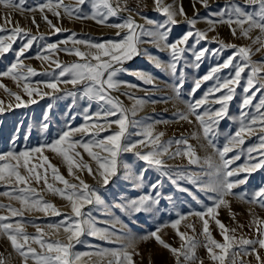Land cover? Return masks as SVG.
<instances>
[{
    "label": "snow or ice",
    "instance_id": "snow-or-ice-1",
    "mask_svg": "<svg viewBox=\"0 0 264 264\" xmlns=\"http://www.w3.org/2000/svg\"><path fill=\"white\" fill-rule=\"evenodd\" d=\"M127 4L128 0H74V3L68 4L64 0H47V2L41 3L36 7L26 8V0H0V5L14 11H39L42 19L47 23L53 34L66 30L53 24L52 20L45 14L46 11L51 12L57 19H60L62 15L77 20L91 19L99 25L117 29L116 36L119 37V39H110L105 42H92L91 40L77 39L76 34L71 33L62 41L47 44L43 52L38 53L36 58L47 62L51 60L50 54L52 52L63 51L66 54L77 56L83 62L62 65L58 60H51V63L55 64V69L51 73H37L31 67L25 66L21 57L33 47L35 42L43 40L44 37L42 35H32L29 30L20 27L18 23L11 29L0 26V32L9 33L6 36H0V56L13 50V44L17 42L18 38L22 37L26 40L15 51V62L6 71L0 72V76H6L20 82L27 81L30 76L48 75L51 77V80L50 82H46L45 86L51 89L53 93L60 91L58 87L60 82L74 86L82 84L83 87L79 93V98L86 99L89 103L96 102L100 104L101 111L96 113V122L89 124L92 118L85 115L86 123L83 126L63 132L58 140L54 141L51 145H46V147H49L52 151L59 153L63 157L68 165L70 175H74L73 168L79 171L86 170L89 176L97 180L98 184L107 186L112 178L119 177V170L122 166L125 171V179L132 180L133 187L135 188L143 187L144 176L148 168H155L161 177H166L172 184L176 185L179 191H188L179 185V181L183 180L197 185L201 191L209 194V198L213 202L212 206H206L205 212H196L194 215L203 221V233L207 238V243L204 246L207 248L209 256L213 261L218 260L223 264L224 260L223 255H217L213 251V247L221 249L224 253H227L234 244L242 246L258 244L261 249H264V227H260L264 225V220H260L259 218L253 220V223L257 225L256 231L258 237L262 238L251 240L242 236L237 238L235 229H229L219 219H215V216L218 215L217 209L221 206L230 207V202L226 197L233 195L247 203L258 204L264 208V187L259 188L250 196L247 193H234L233 189L237 188L240 184L246 183L247 177L244 179H231L238 177L240 172L251 174L258 169L264 168V151L258 153L261 157L258 162L243 168H231L234 160L240 159L239 155L227 158V153L232 151L234 147L243 145L245 143L244 135L253 134L256 131L257 125L259 126V130L264 133V111H262L264 110V96L259 99L257 104H252L256 93L264 92V74H262L264 73V61H252L250 47H238L235 44L224 43L223 41H217L220 44V47L217 49H209L207 47L197 49L201 41L208 39V34L196 28L198 21L203 19L209 25V31H215L218 24H227L233 36H236L237 29H239L240 35L244 38H249V34L254 29H259L261 35L257 36L253 40V43L260 44L261 48H264V39H262L264 37V0H244L245 5L256 6L252 11H246L235 0H229L219 11L210 12L209 15L215 17V19L200 17L199 9L196 7L199 4L201 7L209 9V0H192L193 15L191 17L185 11L182 0L180 2L173 0L172 3L168 4L164 3V0H153L154 10L161 13L164 20L157 23L147 17H143L145 23L151 25V27L138 23L131 15L134 10L128 8ZM85 5L89 6L90 11L85 10ZM125 11L129 12V15L122 22H108L110 18L116 17ZM137 14H139L138 10ZM31 20L39 28L34 16ZM5 21L6 23H11L8 16H5ZM181 22L188 26L187 30L176 39L170 40L173 27L178 26ZM233 24L236 25V28L232 27ZM190 40L193 42L189 43ZM69 43L73 47H67ZM143 44H151L157 51L167 52L169 54L168 61L164 63L158 57L148 53L146 49L142 50L141 45ZM60 45H64L65 47L61 48ZM76 45H84L87 51H81L80 48L75 47ZM224 49H234L235 51L232 55L225 58L223 63L212 67L203 77L197 79L189 93L195 96L197 90L201 88L202 83L210 80L215 81L214 86L209 87L203 97L195 100L194 103L188 106L189 114L195 116L196 121L202 128L204 138L210 145L212 144V137L217 131L220 120L228 113L229 102L234 99V86L239 85L242 74L245 73L246 69H248V74L243 91L244 93L252 92V94L246 95L242 101L241 126L231 138L229 142L231 146L225 145L222 151L217 149L220 164L215 168V179L210 182H204L201 179L202 173L188 172L187 170L174 171L163 159L165 156L168 159L185 156L188 158L189 164L199 163V157L196 155L195 150L183 137L161 142V137L164 136V133L159 132L153 135V126L148 125L142 133H136V135H143L144 139L135 142L131 141L130 134L126 136L129 125L126 114L127 110L122 107L118 98L111 95V91L118 90L121 86L137 88L138 85H130L126 81H119L115 78L120 72L129 73V70L123 67L126 61H130L140 55H147L150 62L157 69L169 71L174 77H177L179 68L177 79L180 82L174 86L176 94L179 95L180 90L184 87V66H181V61L185 59V54L190 53L196 62L194 67L199 68L200 61H202L206 54L219 55ZM256 51H260V48H257ZM45 52L49 54H44ZM92 61H95V63ZM229 68L233 70L234 75L228 77H220L218 75L222 69ZM22 69H26V71H21ZM56 69H59V71L57 72ZM129 74H134L144 84L154 85L155 83L152 75L144 71L138 70L135 73ZM61 78L65 79L62 80ZM2 86L0 85V87ZM254 88L255 91L253 92L252 89ZM22 90L30 98L28 103L33 104L37 103L35 99H31L34 92L37 95H49V93L41 94L38 89L31 88L27 82L23 83ZM216 93H221V95L216 96ZM9 95L14 96L16 101L19 102L16 105L17 107L27 106L19 94L9 93ZM67 95L72 96L74 98L73 103H75L78 93L68 92ZM125 95H128L130 99L133 98L129 93H125ZM209 97H212V99L210 100ZM144 103V100L136 99V105H143ZM211 103L219 104L220 108L214 111L211 108H205L203 112L199 111L202 106ZM0 104H3V102L0 101ZM105 105L111 107H105ZM249 106L255 108L254 115L244 111ZM51 107L52 105H49V108ZM4 110L3 107H0V112ZM132 115H135V108ZM110 117H115V119H109ZM101 118L103 119V123L99 122ZM178 118L188 120V115L179 113ZM188 122L191 123V120H188ZM131 123L136 125L139 122L133 121ZM113 125L118 130L111 131L109 135L99 138L101 132L110 131ZM43 128L47 129L48 124H43ZM74 132L91 134L92 138L87 142L83 140L72 141L71 137ZM259 139L261 141L259 148L264 149V135H261ZM65 144L66 147H62ZM172 145H176L175 151H170ZM181 145L184 147L182 148ZM78 146L82 147L91 160L95 162V170L90 164L84 162L81 154L76 151ZM43 147L45 146L19 152L8 151L0 154V162H2L0 163V181L11 185L14 180L16 185H25V187H13L10 192L0 193V195H7L10 199L19 201L22 206L20 209L2 204H0V208L7 207L11 217L22 218L25 211H39L48 214L49 210L53 215H64L53 204L43 201V198L38 195L36 189L28 186L31 179H35L37 183L43 180L49 192L58 194L70 202L71 215H64V219L60 222L45 226L54 230V233H58L62 229L66 239H45V236L48 234L44 232L41 226L35 225L34 222L31 223L36 227L37 235H30L24 229L23 220L13 223L10 222L9 216L3 215H0V234L6 236L11 242L14 251L22 257L23 264H29V260L33 261V264H75L82 256L90 255L89 253H74L72 251L76 244L83 243L80 239L82 235L87 234L112 242L115 237V231H110L109 228H98L96 225L99 221L92 216L91 210H83L86 205H105V201L101 198L99 190L96 187L90 186L79 176H75V179L79 181L78 184L70 183L59 174L55 166H52L48 162L47 157H43V161L52 169L53 179L64 185L63 189L55 188L53 184L48 183L46 170L44 175L36 171L37 167H43V164L29 166L33 153H42ZM138 147L150 148V150L147 152L136 151ZM94 148L99 149V151H94ZM247 151L251 154L253 151L258 150L249 147ZM128 152H133L139 160L146 163L148 168H144L138 174H134L127 163L120 162L121 155ZM74 157H79V160ZM249 159L254 160L257 158L249 155ZM12 161H15V163H12ZM21 167L27 171V176L21 175ZM163 183V179L158 178L150 184L149 192L136 198L122 197L121 202L113 203L110 208L109 206H105V210L114 217L115 213L110 211L111 208L119 209L126 216L151 212L160 202V189L163 187ZM153 192L155 195H153ZM206 216L209 219L215 220L216 225L221 230V235L224 239L223 244L218 243L211 237L209 219H205ZM183 219H186V217L180 216L179 219L171 224L172 228L177 229V235L181 241L187 240V243L182 244L179 249L167 244L158 235L159 229L151 232L149 235L143 236L142 239L155 238L160 245L168 249L176 257L177 264H181V257L184 258V262L187 264V262L196 259L194 251L196 243L192 238L186 237L185 233L179 232L177 226ZM115 220L117 223L120 222L119 217H115ZM111 227L115 229V224H112ZM240 227L243 226L241 225ZM30 241L39 245L40 251L32 247ZM132 246L130 243L127 246L122 245V250H100L96 254L99 256L111 255L115 257V264H123L124 261L127 264H134L133 255H139V253L128 252L127 248ZM243 251L245 255L250 254L246 248ZM252 253L256 254V260L259 262L261 258L256 253L255 247L252 248ZM121 256L123 260H121ZM0 264H4L2 258H0ZM109 264H113V261H109ZM201 264H203L202 261ZM240 264H244V261L241 260Z\"/></svg>",
    "mask_w": 264,
    "mask_h": 264
},
{
    "label": "rangeland",
    "instance_id": "rangeland-1",
    "mask_svg": "<svg viewBox=\"0 0 264 264\" xmlns=\"http://www.w3.org/2000/svg\"><path fill=\"white\" fill-rule=\"evenodd\" d=\"M146 9L144 13L140 14L142 17H147L157 23L162 22L164 17L161 13L154 10L153 0H141ZM47 0H26V8H33L41 3H45ZM66 4L74 3V0H64ZM173 0H164V3H172ZM180 2V0H178ZM229 0H209L210 8L205 9L199 4L196 7L199 9L200 17L210 16V12L219 11V9L228 3ZM245 8L246 11H252L254 7L252 5H245L244 0H235ZM185 11L188 16L193 15L192 0H182ZM85 10L90 11L89 6L85 5ZM53 24L65 29L58 34H53L47 23L42 19L39 11H14L9 8L0 5V26H4L8 29L16 26L17 23L20 27L30 31L32 35L43 36V40H38L33 44V47L27 51L21 59L25 66L31 67L37 73H51L55 69V64L51 63V60H58L62 65L71 64L73 62H83L75 55L66 54L63 51L52 52L50 54V61H42L37 59L38 53L43 52L44 48L49 43H57L67 38L71 33L76 34L77 39L91 40L92 42H105L107 40L119 39L116 36L117 29L106 27L95 23L93 20H77L70 19L67 16L62 15L60 19H57L51 12H45ZM5 16H8L11 23H6ZM35 17L36 24L39 28L32 23L31 18ZM128 14L125 12L120 13L116 17L110 18L109 23L122 22ZM138 17V16H137ZM136 17V21L140 24L147 25L143 19V23ZM182 19V18H179ZM187 25L181 22L178 26L173 27V31L170 34V40L176 39L179 35H182L187 30ZM236 28V25H232ZM247 27V25H245ZM197 29L205 31L208 34V39L201 41L197 46V49L207 47L209 49H217L220 44L217 41H223L224 43L235 44L238 47H250L251 59L254 62L264 61V48H261L260 44H254L253 40L257 36H260L259 29H254L249 38H244L240 35L239 29H237L236 36L231 34L229 26L227 24H218L215 31H209V25L204 22L203 19L199 20ZM8 32H0V36L8 35ZM123 35V33H121ZM215 38V39H213ZM264 39V37H262ZM26 42L25 39L18 38L17 42L13 44V50L0 56V72H4L7 68L16 60L15 51L18 50L22 43ZM193 41L190 40L189 43ZM61 48L65 47L60 45ZM67 47L71 48L73 45L69 43ZM81 51H87L84 45H76ZM260 48V51H256ZM141 49H146L152 56L158 57L162 62L166 63L169 59L167 52L157 51V49L151 44L141 45ZM234 49H224L219 55L206 54V56L200 61V67H194L196 63L190 53L185 54V59L181 61V66H184V87L180 90L179 95L176 94L174 86L179 84L177 77L179 76V68L177 71V77L171 75L169 71L157 69L153 63L150 62L147 55H140L134 57L130 61H126L123 67L129 70V73H135L136 71H144L152 75L154 79V85L144 84L134 74L120 72L115 79L119 81H126L130 85H138L137 88L121 86L118 90L111 91V95L116 97L121 102L124 109L127 110V117L129 125L127 128L126 136L130 134V140L135 142L140 139H144L143 135H136V133H142L148 125L153 126V135L163 132L164 136L161 137V142L171 140L173 138L179 139L183 137L195 150L196 155L199 157L198 164H189L188 158L185 156H178L175 159H168L167 156L163 157L168 165L175 170H187L188 172L202 173L201 179L204 182H210L215 179V168L220 164V158L217 153V149L223 150L225 145H230V140L234 136L235 132L240 128L241 123V105L246 95H251L252 92L244 93L243 89L246 86V79L248 69L242 74V79L239 85L235 87L234 99L229 102L227 115L220 120L217 131L212 137V144L204 138L202 128L196 121L195 116L189 114V104L195 102V100L203 97L204 93L209 87L214 86L215 81L210 80L202 83L201 88L197 90L195 96L190 95L194 82L203 77L212 67L223 63V60L229 55H232ZM49 54V53H44ZM237 59H239L237 57ZM95 63V61H92ZM186 65V66H185ZM21 71H26L22 69ZM58 72L59 69H56ZM264 74V73H262ZM220 77H228L234 75L231 68L222 69L218 74ZM66 78V77H65ZM65 78H61L62 80ZM51 77L48 75H35L30 76L27 81H14L13 79L0 76V107L5 110L0 112V154H4L8 151L19 152L22 150H30L37 147H43L42 153H33L32 159L29 162L31 167L33 164L39 166L43 164V167H37L36 171L44 175L47 171L48 183L53 184L55 188L63 189L64 185L59 181L53 179L52 169L45 164L43 157H47L48 162L58 169L60 175L70 183L78 184L79 181L75 179V176H79L90 186L96 187L99 190L101 198L105 201V205H86L84 211L91 210L92 216L97 218L98 228H109L110 231H115V237L112 242L102 240L95 236L82 235L80 237L83 243L76 244L72 249L74 253H89L90 255L82 256L75 264H109V261H113L115 264V257L111 255L99 256L96 253L100 250H122L121 246H127L130 243L132 247L127 248L128 252L139 253V255H133L134 264H177L176 257L162 245H160L155 238H149L147 240L142 239L143 236L149 235L151 232L159 229L158 235L171 247L181 248L182 244L187 243V240L181 241L177 235V229L171 227L180 216H185L186 219L181 220V223L177 226L179 232L185 233L186 237L192 238L196 243L195 256L196 259L187 262V264H221L220 261H213L208 253L207 248L204 246L207 243V238L203 233V221L194 213L205 212L206 206H212V200L209 198V194L201 191L197 185L188 183L187 181H179V185L182 188H186L188 191H179L176 185L172 184L166 177H161L160 173L155 168H148L145 162L139 160L133 152L123 153L120 157L121 163H127L134 174H138L142 169L148 168V171L144 176L143 187H133V181L125 179V171L123 167H120L119 177H114L110 181L109 185L102 186L97 183L96 179L89 176L87 171H79L73 168L74 175H70L68 171V165L64 161L63 157L52 151L46 145H51L54 141L58 140L63 132L70 129H76L83 126L85 121V115L92 118L89 124L96 122V113L101 111L100 104L96 102L87 101L86 99H80L79 93L82 90L83 85H71L60 82L58 87L59 92L53 93L51 89H48L45 84L50 82ZM27 82L31 88L38 89L41 94L49 93V95H37L35 92L31 99H35L37 103H28L29 97L23 92V83ZM258 87V85H257ZM7 89V90H6ZM226 91V90H225ZM255 91V88L252 89ZM68 92H77L78 96L73 103V97L67 95ZM9 93H16L22 97V100L27 106L17 107L19 103L14 96ZM125 93L131 94L132 99ZM216 96H220L221 93H216ZM264 96V92L256 93L255 99L252 104L255 105L259 102V99ZM142 99L145 101L143 105H136V99ZM211 100L212 97H209ZM11 105V107H9ZM49 105H52L49 108ZM105 107H111L105 105ZM135 108V115H132ZM205 108H211L213 111L220 108L219 104L211 103L202 106L199 111L203 112ZM87 109V112H86ZM245 112L255 114V108L249 106L244 109ZM264 111V110H262ZM179 113L188 115V120H181L178 118ZM250 118V117H249ZM109 119H115L110 117ZM139 122L133 125L131 122ZM103 123V119L99 120ZM47 123L48 128L44 129L43 124ZM118 130L115 125L112 126L110 131L100 133L99 138H103L110 134L111 131ZM91 132V129H90ZM264 135L259 130V126H256V131L251 134H245V143L233 148L232 151L227 153V158H233L237 155L240 159L234 160L231 168H243L252 163L258 162L261 158L258 153L264 151L260 149L261 143L259 137ZM27 137V138H25ZM91 134H85L81 132H74L71 140L87 142L90 140ZM214 145V146H213ZM62 147H66L62 145ZM183 148L184 146L181 145ZM253 147L258 151L248 153L247 149ZM176 145H172L170 151H175ZM150 148L138 147L136 151L147 152ZM76 151L81 154L84 162L90 164L95 170V162L87 155L82 147H77ZM94 151H99L95 149ZM249 155L256 157L257 159L250 160ZM79 160V157H74ZM2 163V162H0ZM15 163V161H12ZM21 175L27 176V171L21 167ZM247 177V182L240 184L237 188L233 189L234 193H247L249 196L261 187H264V168L258 169L251 174L247 172H240L238 177L231 179H244ZM163 179V187L160 189V202L156 205L153 211L148 213L133 214L126 216L122 214L119 209L111 208L110 211L115 213V217H119L120 222L117 223L115 217L110 215L105 210V206H110L115 202H121L122 197L136 198L150 191V184L157 179ZM175 178V177H174ZM29 187L36 189V192L43 201L53 204L62 214L71 215V205L66 199H63L60 195L49 192L41 180L39 183L35 179L29 181ZM13 187H25V185H16L15 181L11 185L4 181H0V193L10 192ZM153 195L155 193L153 192ZM226 199L230 202V207L221 206L217 209L218 215L215 219H219L227 228L235 229V235L237 238L244 237L251 240H257L258 233L256 231L257 225L253 223V220L259 218L264 220V208L258 204L247 203L244 200L239 199L237 196H229ZM0 204L11 205L13 208L20 209L22 206L19 201L10 199L7 195H0ZM0 215L9 216L10 222L23 220L24 229L30 235H37L36 227L39 225L43 228L44 232L48 235L45 239H61L65 240V234L61 229L58 233H54V230L45 227L48 224H56L64 219V215H53L49 210L48 214L39 211H25L23 217H11L7 207L0 208ZM205 219H209L207 216ZM108 222V223H105ZM115 224V229H112L111 225ZM243 227H240V226ZM260 227H264L261 225ZM209 232L211 237L218 243L223 244L224 239L221 235V230L216 225L214 219H209ZM31 243V241H30ZM31 246L40 251L39 245L31 243ZM211 246V245H209ZM255 247L256 253L260 256V261L256 260V254L252 253V248ZM246 248L250 254L245 255L243 249ZM213 251L217 255H223V264H240L241 260L244 264H264V249H261L258 244L242 246L234 244L227 253L222 252L221 249L214 248ZM235 253V255H234ZM0 258L4 260V264H23L22 257L14 251L11 246V242L6 236L0 234ZM121 260L123 257L121 256ZM29 264H33V261L29 260ZM123 264H127L126 261ZM181 264H185L184 258L181 257Z\"/></svg>",
    "mask_w": 264,
    "mask_h": 264
},
{
    "label": "built area",
    "instance_id": "built-area-1",
    "mask_svg": "<svg viewBox=\"0 0 264 264\" xmlns=\"http://www.w3.org/2000/svg\"><path fill=\"white\" fill-rule=\"evenodd\" d=\"M127 7L134 10L131 13V15L134 17L144 13L146 9L145 4L141 0H128ZM137 10L139 11V14H137ZM125 13L129 15V12L125 11Z\"/></svg>",
    "mask_w": 264,
    "mask_h": 264
},
{
    "label": "bare ground",
    "instance_id": "bare-ground-1",
    "mask_svg": "<svg viewBox=\"0 0 264 264\" xmlns=\"http://www.w3.org/2000/svg\"><path fill=\"white\" fill-rule=\"evenodd\" d=\"M137 16H138V17H137ZM137 16H135V17L133 16V18L136 19V17H137V19H138L140 22L143 23V22H144V21H143V17L140 16V15H137Z\"/></svg>",
    "mask_w": 264,
    "mask_h": 264
}]
</instances>
